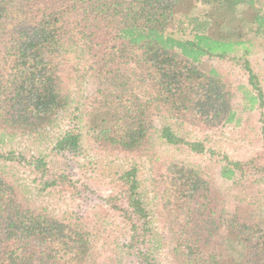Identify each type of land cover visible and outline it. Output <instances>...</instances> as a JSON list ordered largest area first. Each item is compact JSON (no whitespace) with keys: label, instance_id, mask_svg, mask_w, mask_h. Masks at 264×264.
<instances>
[{"label":"trees","instance_id":"16d2710c","mask_svg":"<svg viewBox=\"0 0 264 264\" xmlns=\"http://www.w3.org/2000/svg\"><path fill=\"white\" fill-rule=\"evenodd\" d=\"M196 3L205 6L202 15L192 14ZM186 33L191 39H183ZM254 44L264 49V0H0V144L15 137L46 141L56 156L77 158L84 132L96 155L141 153L151 164L156 154L144 149L149 115L213 131L262 109L246 59ZM212 60L241 62L247 84L209 66ZM91 76L100 88L83 95ZM161 138L196 156L206 152L168 125ZM47 156L0 151V264H99L100 228L78 210L56 214L44 205L51 194L78 198L94 190L66 169L51 170ZM157 161L152 214L134 167L109 172L100 180H108L106 196L89 198L95 214L112 215L123 226L114 259L158 264L164 250L171 264H264L259 204L239 194L231 213L230 194L197 167ZM17 166L32 178V199L16 187ZM218 173L237 188L264 182V165L253 160L223 157Z\"/></svg>","mask_w":264,"mask_h":264},{"label":"rangeland","instance_id":"374dc122","mask_svg":"<svg viewBox=\"0 0 264 264\" xmlns=\"http://www.w3.org/2000/svg\"><path fill=\"white\" fill-rule=\"evenodd\" d=\"M204 10L205 6L203 4L196 3L192 14L196 16L202 15ZM180 37L179 35L176 38L178 39ZM183 39H191L190 34L186 33ZM248 49L246 59H248L252 71L258 78V85L263 95L262 109L254 111L248 121L245 119V116L239 115L238 119L241 122L238 126L233 124L213 131L195 129L180 124L179 122L171 121L165 116L149 115V129L144 142V149L147 153L154 152L156 154L151 164H155V161L158 159L157 164L159 165L163 159L169 157L175 161L190 163L197 167L205 176L214 181L217 188L230 194L226 202V207L231 213H234L235 209H237L234 197L241 194L250 203L259 204L261 207L260 215H264V182L245 184V189L242 186L239 187L243 188V192L241 193L239 188L233 187L231 182L220 178L218 173L220 166L223 164V157L233 162L243 163L253 160L256 164L264 165V134L262 132V128L264 127V49L256 44L250 46ZM240 63L232 60H212L209 62V66L224 72L233 82L246 85L247 75ZM92 78L94 77L91 76L88 79L89 82L84 86L81 92L83 95L93 96L99 90L100 85ZM165 125H168L175 135L181 136L188 142H199L203 144L206 150L205 154L196 156L183 147L174 148L168 146L161 138V129ZM57 133H53L54 138V135H57ZM82 134L81 155L77 158L56 156L50 152L51 148H49L46 141L34 142L30 139L26 140L18 137L4 139L3 144H0V151L13 150L16 153H24L27 157L30 155H42L46 157L48 155L46 161L50 163L49 167L51 170L63 173V170L66 169L72 179L79 180L80 183L94 190V193H81L78 198L77 196L72 197L66 193L61 195L54 193L55 195L51 194L45 197L44 205H47L48 209L54 211L56 214L78 210L84 215H87V218L97 228H100V237H96L94 240V248L99 256V264H114V262H118V264L119 262L129 264L126 260L119 259V257L118 261L116 258L114 259L116 257L114 252L117 249L116 241L123 233V226L120 224V221L112 217V215L108 218H103L102 215L95 214V212H98V209H92L93 202L91 204L89 198L94 199L97 194L106 196L109 189L106 184L108 180H104V182H100V180L103 181V178L109 172L113 173L118 170L134 167L136 169V180L138 182L140 198L146 210L149 214H152L151 180L153 172L150 161L147 156L141 153L130 156L129 158H108L96 155L88 150L84 132ZM14 173L16 176V187L27 198L32 199V196L36 193L35 186L32 184V178L28 171L24 167L17 166ZM87 178L91 179L87 180ZM85 202H87L88 206H85ZM94 203L97 204V202ZM239 214L242 215L241 210ZM155 221V217L152 216L151 227L154 232L157 231L160 235L159 226H157ZM156 259L158 264H171L164 250L158 251Z\"/></svg>","mask_w":264,"mask_h":264}]
</instances>
